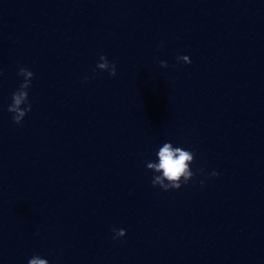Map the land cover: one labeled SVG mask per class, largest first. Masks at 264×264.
<instances>
[{
    "label": "clouds",
    "instance_id": "obj_1",
    "mask_svg": "<svg viewBox=\"0 0 264 264\" xmlns=\"http://www.w3.org/2000/svg\"><path fill=\"white\" fill-rule=\"evenodd\" d=\"M177 61H182L185 64L191 63L190 58L187 55L177 56ZM97 68L101 71H107L110 76L116 75L115 63H110L106 56L101 55L99 58ZM161 67H168L165 61L160 62ZM2 74V73H0ZM18 75L24 77L23 82L19 88L12 94V103L8 106V112L12 113V119L14 123L20 125L27 115L31 111V103L28 100V89L31 87V81L34 78V73L27 68L21 67ZM85 77V81H87ZM23 106V107H22ZM159 163L147 162L146 167L154 173H162V175H154L152 178V185L159 186L164 191L170 189H179L182 184H187L194 176L190 165L194 161V153L189 150H185L181 147H174L172 143L165 142L157 152ZM212 176H218L219 173L212 172ZM167 181V182H166ZM203 183V182H201ZM113 239H117L125 236L126 231L124 229H113ZM28 264H49L47 259L41 258L38 255H33Z\"/></svg>",
    "mask_w": 264,
    "mask_h": 264
}]
</instances>
